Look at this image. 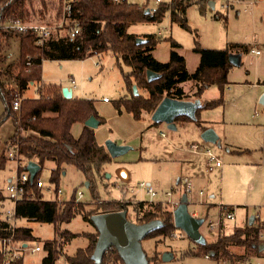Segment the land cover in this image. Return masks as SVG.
Returning <instances> with one entry per match:
<instances>
[{
	"label": "trees",
	"instance_id": "16d2710c",
	"mask_svg": "<svg viewBox=\"0 0 264 264\" xmlns=\"http://www.w3.org/2000/svg\"><path fill=\"white\" fill-rule=\"evenodd\" d=\"M35 1L0 0V98L5 107L0 116V123L10 118L14 127L13 133L2 143L0 141L2 144L0 169L5 167L9 159L7 149L10 145L17 147L19 156L16 160L17 173L26 171L28 161H34L40 166L33 179L26 182V190L32 192V195L14 202L10 220L5 217L2 207L8 197L0 190V242L6 239L10 245L5 251L0 244V264H23L21 255L11 258L9 252L13 250L12 247L35 239L29 227L13 223L15 218L53 224V238L45 239L40 244V249L45 252L41 264H57L63 256L62 243L78 235L67 228H61V224L69 222L77 212L82 214L84 220L92 223L90 216L94 213L126 209L127 218L133 222L143 223L153 219L161 222L159 227L144 238L170 237L177 230L173 223L172 209L160 200H137L132 203L111 198L96 204L95 198L98 194L95 190V175L102 178L105 173L104 165L114 158L109 155L104 144L97 142L95 128L85 125L84 121L89 116H94L98 124L104 120L97 113L93 100L65 98L61 92V85L45 84L41 80V64L46 59H84L94 54L111 52L120 67L126 89V93L115 100L114 106L119 112L123 110L130 113L135 119H140L144 113L152 114L164 96L185 98L186 95L178 86L181 82L195 81L196 90L193 95L196 98L210 85L222 89L227 82V72L233 65L229 60V54L234 45H228L224 49L203 48L195 39L194 50L199 52L200 62L193 72H189L184 57L173 48L179 44L171 37L168 38L172 47L169 59L162 62L152 55V50L160 41L159 35L156 33L141 35L145 41L137 43L136 37L139 35L128 32V27L132 24L160 22L166 14L169 15L171 22L194 32L186 16L188 7L196 5L198 10L204 13L206 7H210L211 0H162L154 7H149L147 0L141 4L130 0H74L71 4L70 18L62 26L54 27L52 32L59 34L61 29H66L65 33L58 37L51 33L41 42L38 34L32 30L19 31L8 27L15 20L53 25L60 19L62 0H58L55 6L53 3L55 0H37L39 7H35ZM50 4L53 5L51 9L55 11L54 23L44 20ZM35 14L39 15L43 22L29 20L32 19L29 16ZM221 16L215 13L216 18ZM74 27L78 28V32L69 39L68 31ZM194 33L197 36L196 32ZM12 38L18 42V56L4 64ZM27 60H30L29 65L26 64ZM122 64L129 70L123 71ZM146 70L156 72L159 77L148 80ZM32 84H37L38 95L23 97L24 90ZM133 84L137 86V94L133 93ZM14 90H18L22 97L18 110L12 108ZM222 103L223 96L220 95L197 107L194 119L181 115L175 117L174 121L192 119L197 126L204 129L206 125L199 120L197 112L201 108H214ZM74 122L82 124L77 136L71 132V125ZM45 162L54 163L50 168L49 178L55 188L58 187L60 174L67 166H73L81 171L85 182H88L87 186L91 188L92 199L87 202L75 200V192L66 200L45 199L41 189L36 185ZM85 203H94L95 206L85 209L83 208ZM129 206H132L131 210L134 211V219L129 218L131 214L128 211ZM230 208L232 207L227 205L220 206L221 214ZM207 215H200L199 218L204 221ZM226 226V221L222 220L218 225L216 238L206 239L203 244L193 241V246L184 254L209 255V258L217 263L243 264L250 260V256L258 253L263 244L260 234L264 232V220H254L251 223L247 220L242 226L233 225L229 231ZM83 234L87 238V245L77 248L71 254L65 253L66 264H103L106 259L112 263L117 261L118 264H124L114 247L104 252L100 262H95L91 256L98 232L95 228L93 232Z\"/></svg>",
	"mask_w": 264,
	"mask_h": 264
},
{
	"label": "rangeland",
	"instance_id": "374dc122",
	"mask_svg": "<svg viewBox=\"0 0 264 264\" xmlns=\"http://www.w3.org/2000/svg\"><path fill=\"white\" fill-rule=\"evenodd\" d=\"M130 1L139 4L146 2V0ZM147 1L149 7H154L157 4L154 0ZM56 2L58 0L53 1L54 6ZM215 2V8L206 7L204 14L200 13L196 5L188 7L187 20L190 26L196 29L197 36L178 24L170 22L168 14L160 22L132 24L128 27V31L136 33H157L160 31V45L165 47V44H168L170 46L171 44L167 39L172 36L180 43L178 48L183 51L190 50L194 52L192 50L194 47L193 37L198 38V42L203 47H222L223 39L220 38L222 34L226 33L228 38L234 37V17H231L229 14V22L227 24H224L222 18H216L215 12H224V10L220 7V0H215ZM256 2H258L257 4L261 3L258 6L259 8L263 7L264 1L256 0ZM63 4L64 0H62V15L57 22L55 11L51 9L53 8L51 4L45 12L44 20L51 21L52 23L56 22L53 25L58 24L63 17ZM257 4H254L255 13L257 12ZM34 5L35 7L40 6L37 0ZM29 18H32L29 20L43 22L37 14L31 15ZM65 31L66 29H61L59 32L64 34ZM238 53H234L233 55L240 58ZM6 55L4 64L15 60L18 56V42L14 38L10 39ZM121 67L123 71L129 70L126 65L122 64ZM41 72L42 81L45 84L56 83L57 85H61V87H70V79H74L78 88L73 89L72 97L93 100L97 113L104 120V122L98 124V127H96L99 140L102 144H104L106 139H112L117 144H122L121 141L123 140L121 136L127 138L125 144L130 146V149L104 165L105 173L102 178L95 175V190L98 194V197L95 198L97 199L96 204H101L102 201L111 199L112 197H120L121 193H123L122 196L128 199L133 198L134 202H136L135 200H166L180 196L183 193L182 182L176 183V177H170V175L171 173H175L179 176L186 172L184 168H180L178 159L170 158V151L175 152L177 150L174 146L184 147L187 141H203L199 137L200 134L196 131L194 122L189 121L181 124L176 122L172 128L166 122L153 123L151 115L147 113H144L140 119H135L126 111L122 110L119 112L114 106V102L126 93V89L122 80L120 67L116 64L115 56L109 51L103 54H94L84 59H46L42 62ZM187 83L189 91L192 80L187 81ZM36 86L37 84L30 85L24 90L22 96H37ZM232 94L236 95L235 104H240L241 108L234 112L233 105L231 103L227 105V109L233 110L230 116H228L233 120L232 123H227L223 127L227 137L226 141L236 146L251 148V150L245 152L234 147L226 149V144L219 147L215 143L203 141L214 152L219 154L222 166L211 172H206L204 168H200L199 171L203 176L195 184L193 183L194 186H191V192L188 195L190 202L188 201L187 204V209L190 213L192 210H198L203 212L204 215L205 208L203 207L205 206L201 204L204 202L203 198L209 194H214L212 200L214 203L217 205L218 203H222L234 209V219L226 222L227 231L233 225L243 223V212H248V215H251L259 210L260 205H264V164L260 166L253 164L259 161V157H264V105L257 102L254 106L252 103L256 95L254 87L234 89ZM103 96H106L109 102H103ZM184 99L186 101H193V93L190 92L189 96ZM4 109V104L0 98V116L3 114ZM260 124L263 125L260 126ZM80 126H82L80 122H74L71 125V132L75 134L79 131L80 133ZM13 129L14 127L10 118L0 123L1 143L13 133ZM161 131L166 134L165 138L160 135ZM169 140L174 141V145H171ZM181 151L184 152L183 150ZM144 159L150 161L142 168L143 164L141 162ZM128 163H131L130 165L133 166L136 172V175L131 180L123 178L121 171L117 169L121 164L126 166ZM154 163L161 165L154 168ZM16 164V160L8 159L5 167L0 169V190L5 194L6 182L8 183L16 176ZM53 165V162H45L38 175V178L44 183V188H51L50 190H41L45 199H52L54 195V183L50 182L49 178L50 168ZM149 171H151V177L155 173L160 177V181L156 184L152 181L149 182L160 193L153 198L139 185L141 181L147 183ZM106 173H109L111 176L107 177ZM180 178L182 179L183 176ZM85 181L81 171L73 166H67L63 173L60 174L57 184L62 190L61 199L66 200L71 198L74 192L75 195L78 192H82V197L79 200L84 202L89 201L91 198V188L85 185ZM198 188H203V194L198 193ZM167 191L171 192L170 196L165 195ZM122 200L124 201V199H120V201ZM162 202L171 208L170 202ZM13 205V201L6 199L2 205L4 212L8 210L10 215H12ZM94 206V203H85L83 208L90 209ZM131 209L132 206H129L128 211L129 213L131 212L129 218L134 219V211ZM211 212H213L212 208L209 210V216ZM260 212L264 213V208ZM209 216L205 218L199 227L207 240L214 239L217 235L216 228L212 230L208 228ZM15 224L29 227L35 237L34 240L26 242V246L19 251L23 264H41V259L45 255L44 250L40 249L32 252L31 249L37 245L40 246L43 240L53 238V224L27 218H18L15 220ZM61 228H67L74 233H78L70 241L62 243L63 256L60 257L57 264H66L64 254H71L77 248L86 246L87 238L83 233L93 232L95 226L84 220L82 214L77 212L69 222L62 223ZM141 243L150 264H219L217 261L206 258L202 254L185 255L186 253L184 254V252L193 246V241L183 231L176 230L170 237H147L142 239ZM164 254L166 257H163ZM107 261L106 259L103 264H118L117 261L115 263Z\"/></svg>",
	"mask_w": 264,
	"mask_h": 264
},
{
	"label": "crops",
	"instance_id": "0c3cea01",
	"mask_svg": "<svg viewBox=\"0 0 264 264\" xmlns=\"http://www.w3.org/2000/svg\"><path fill=\"white\" fill-rule=\"evenodd\" d=\"M213 1H214V7L213 8L210 7L211 9H214L216 6L215 0H213ZM262 1H264V0H262ZM258 2H256V0H246V1H243L239 4H234L233 6H231V8H229L228 10H226L224 12H219V11L215 12V13H219L222 15L221 18H222V21L224 22V24H227V22H229L228 21V15L229 14L231 15V17H234V19H233V22H234L233 24L235 26L234 33H233L234 37L228 38L226 33L222 34V36H220V38L223 39V46L222 47H214L213 48V47H203L202 45H200L203 48H211V49H224L228 45H234V47H231L232 49H231L230 54L238 53V51H240L238 53L240 56V58L238 59V64H233L231 66V68L229 69V71L227 72V77H226L227 82L224 84V87L222 89H220L216 85H210V86L206 87L203 91H201L199 96H197L201 105L204 104L206 101H209V100H212V99L219 97L220 95L223 96V103L219 106L214 107V108H201L197 112V115H198L199 120L202 121L203 123H205V125H206L205 128L210 127L212 129H214L215 133L218 135V140L220 143L218 145L216 144L217 146L220 147L221 145L226 144V149H230L229 147H234L235 149L238 148L239 150H243L245 152L250 151L251 148L240 147V146H236L234 144H231L230 142H227L226 141L227 137L224 133L223 127L227 123H232L233 119H230L228 116H230V114L233 112V110H234V112H236V110H239L241 108L240 104H235L236 95L232 94V91L234 89L247 88V87L253 88L254 87L255 93H256L255 98H254V102L252 100V103L254 104V106L256 105L257 102L260 103L259 97L264 92V4H263L262 8H259L258 6L261 3L257 4ZM254 4H257L256 5V8H257L256 13L254 12L255 11ZM186 16H187V11H186ZM192 29H194V28H192ZM128 32L137 34L139 36L144 35V34H148L146 32H143V33H136V32H132V31H128ZM190 32H192L193 34H194V32H196V34H198L196 29H194V32L193 31H190ZM52 34L55 37L62 35L61 33L57 34L56 32H54ZM156 34L160 35V31H158ZM170 37L172 39H174L175 42H177L179 44L177 47L174 48V50H176L179 54H181L184 57L187 70L189 72H193L196 69V67L199 65V62H200L199 52L195 51L194 47L192 49L194 52H191L190 50H186V51L181 50L180 48H178L180 46V43L175 38H173L172 36H170ZM195 39L196 38L193 37L194 46H195ZM167 40L169 41V39H167ZM197 41H198V38H197ZM242 47H245V49H242ZM252 48L259 49L260 52L258 54L251 53L250 49H252ZM171 49H172L171 45L168 46V44H165V47H164V46L160 45V41H159L158 44L156 45V47L152 50V55L157 60L165 62L169 59V54H170ZM41 80H42V72H41ZM178 86L181 87V89L183 90L186 97L189 96L190 92H192L194 94V92L196 90L195 81H192V84H191L189 91H188V87H187L188 86L187 81L179 83ZM70 88H71V84H70ZM77 88L78 87L76 86L75 89H77ZM72 94H73V89H72ZM104 97H106V96H103V98ZM193 98L195 99L196 96L193 95ZM180 100H185V99L181 98ZM103 102L107 103V102H109V100H107V101L103 100ZM228 103H231L233 105L232 106L233 110L227 109ZM261 105H263V104H261ZM147 114H149V113H147ZM149 115H151V114H149ZM189 121L194 122V126L196 127V131L198 134H200L203 129L200 128L199 126H197L195 121L192 119L185 120V121H180V120L175 121V124H176V122L181 124V123L189 122ZM261 125H263V124H260V126ZM81 129H82V126H80L79 130L81 131ZM161 132H163V131H161ZM78 134H79V131L75 134L73 133L74 136H77ZM98 136H99V134H98L97 128H96V130H95L96 140L98 143L102 144L100 142ZM165 136H166V134H165ZM162 137L165 138L164 136H162ZM199 137H200V135H199ZM121 138L123 140V141H121V143L125 144L127 141V138L123 137V136H121ZM190 142H196V141L192 140ZM223 142H225V143H223ZM169 143L171 145H174V141H172V140H169ZM185 143L187 144V143H189V141H187ZM199 143L212 150V148L210 146H208L207 144H205V142L199 140ZM186 144L184 145V147L182 146V148H180L178 146H174L177 148V150L175 152L170 151V158H174V159L176 158V160L178 159L180 166H181L180 168L181 169L184 168L186 173L179 175V176H177L175 173H171L170 177H174V178L176 177V183H181L180 177L187 176L191 180L192 185L194 186V184L201 179V176H203V174L199 170H200V168H204V170H205V159L206 158L201 153H193L192 151L188 150ZM125 145H127V144H125ZM129 149H130V146H129ZM181 150H183L184 152H182ZM239 150H237V151H239ZM214 153L219 157V154H217L216 152H214ZM149 161L150 160H148V159H144L141 162L143 164L142 168H144L145 164ZM125 162H131V161H125ZM125 162H124V164H125ZM130 164L131 163H128L126 166L121 164L117 168L118 170L121 171L122 177L127 179V180L133 179L134 176L136 175L135 169ZM253 164L255 166H260L261 164H264V157L263 156L259 157V161L254 162ZM159 165H161V164H155L154 168L158 167ZM16 166H17V164H16ZM218 168H221V167H218ZM214 169H217V168H214ZM206 172H208V171H206ZM16 174H18V173H16ZM147 178H148L147 183L152 181L156 184L157 182L160 181V177L158 175H156V173L154 174L153 177H151V171H149ZM6 184H7V182H6ZM153 189H154V187H153ZM198 189L200 191L203 188H198ZM155 191L157 193L155 196L160 194L157 190H155ZM199 191H198V193H199ZM181 192H182V188H181ZM203 192L204 191L202 190L201 194H203ZM122 194L123 193H121L120 197H117V198L112 197V198L116 199V200L124 199V201L134 203V201L132 200L133 198L128 199V198L122 196ZM181 194H180V196H181ZM180 196H177V197H174L171 199H176L177 201H179ZM213 198H214V194H209L208 196L203 198L204 202L201 203L202 206H205L203 208H205L204 212L206 215L209 214V210H211V208L213 209V212H211V215L210 216L207 215V216H209V218H208L209 221L214 220L218 216V214L223 216L225 213L224 212L221 214L222 209H220V207L216 203H214V201H212ZM7 199L10 200L9 198H7ZM159 200L160 201H166V200H161V199H159ZM135 201H137V200H135ZM150 201H158V200H150ZM188 201H189V199H188ZM223 205H225V204H223ZM241 206H243V205H241ZM215 207H216V210H215ZM244 207H246V206H244ZM259 207H260L259 210L256 213L251 214V215H248V212H243V215H244L243 223L240 225H237V226H242L247 220H249L250 216H254L253 221L254 220H258V221L264 220V213L260 212L261 209L264 208V205L263 206L260 205ZM13 209H14V205H13ZM245 210H247V209H245ZM172 211H173V209H172ZM196 211L198 214L195 215V217H199L200 215H203V212H200L198 210H196ZM188 212H190V211H188ZM193 212H194V210H192V212L190 214L193 215L192 214ZM6 213L8 214L9 211L7 210L5 212V216H6ZM10 219H12V218L9 217L8 220H10ZM16 219H18V218H15L13 220L14 224H15ZM226 222H227V220H226ZM177 230L182 231L180 229H177ZM199 231H200V229H199ZM203 236L205 237V240H206V236L204 234H203ZM0 244H1V242H0ZM24 246H26V243H23V247ZM206 258H209V257H206ZM250 260H252L256 264H264V242L262 244V247L258 251V253L253 255V256H250Z\"/></svg>",
	"mask_w": 264,
	"mask_h": 264
},
{
	"label": "water",
	"instance_id": "95a60500",
	"mask_svg": "<svg viewBox=\"0 0 264 264\" xmlns=\"http://www.w3.org/2000/svg\"><path fill=\"white\" fill-rule=\"evenodd\" d=\"M210 7H214V1L209 3ZM145 38L141 36L136 37V42H144ZM238 57L229 54V60L232 64H238ZM146 77L148 80L159 77V74L152 70H146ZM133 93L137 94V86L133 84ZM63 97H72V89L64 86L61 88ZM259 102L264 105V92L259 97ZM200 101L195 98L193 101L180 100L169 96H164L158 103L156 108L151 114L153 122H166L169 127L175 126V117L185 115L189 118H195V110L199 107ZM84 124L93 128L98 126V120L94 116H89ZM200 138L203 141L219 144L218 135L215 131L208 127L201 131ZM104 146L109 155L113 158L124 154L129 146L125 144H117L111 139H106ZM39 164L34 161H28L26 169L29 172V179L32 180L39 169ZM109 177L110 174L106 173ZM88 185V182H85ZM188 196L183 192L180 196L177 206L172 211L174 226L182 230L195 243H205V237L199 231V226L202 224L203 219L195 217L188 212L187 209ZM127 210H113L107 212L94 213L90 219L95 226L98 236L92 252V258L95 262H100L104 252L114 247L121 257L124 264H149L145 252L142 248V239L152 230L159 227L161 222L153 219L148 222L136 223L129 220L126 216ZM254 219L250 216L249 223ZM25 245V244H24ZM262 245L260 246V248ZM163 257H166L165 254Z\"/></svg>",
	"mask_w": 264,
	"mask_h": 264
},
{
	"label": "built area",
	"instance_id": "2783aa9c",
	"mask_svg": "<svg viewBox=\"0 0 264 264\" xmlns=\"http://www.w3.org/2000/svg\"><path fill=\"white\" fill-rule=\"evenodd\" d=\"M74 0H64V4H63V17L61 18L60 22L57 24V26L55 25H48L45 23H37V22H22L20 20H15L13 22H11L8 27L13 29V30H19V31H26V30H32L34 32H36L39 36V41L41 42L43 38L48 37L53 30L55 29L54 27H60L62 26L63 23H65L69 18H70V14H71V4ZM156 3L162 1V0H154ZM243 1L246 0H220V7L226 11L229 8H231V6H233L234 4H239ZM249 2V1H248ZM78 32V28L74 27L71 30L68 31V37L69 39H72L74 37V35ZM251 53L254 54H258L260 52L259 49H255L252 48L250 49ZM26 64L29 65L30 64V60L26 61ZM70 83H71V89H75L76 88V84L74 82L73 79H70ZM15 99L13 101V105L12 108L14 110H18L19 108V104L20 101L22 99L21 94L18 90H14L13 93ZM104 101H107L108 98L104 97L103 98ZM161 136H165L164 132H160ZM187 149L192 151L193 153H201L205 156V170L210 172L212 171L214 168H218L221 167L222 165V161L221 159L208 147L200 144L199 142H189L186 144ZM7 156L9 159H13V160H17L18 159V153H17V147L15 145H10L8 150H7ZM29 179V172L27 171H22L21 173L16 174V176L10 180L7 184H6V195L7 197L12 200L13 202L22 199L24 197L27 196H31L32 192H28L26 190V182ZM181 182L183 184V192L187 193V196L189 195V193L191 192V186H192V182L191 180L187 177L184 176L181 179ZM36 185L42 190H50L51 188L46 187L44 188V183L38 178ZM139 185L141 187H143L145 189V192L151 197H155V195L157 194L156 191L153 189V186L150 185L149 183H145L143 181L139 182ZM54 187V186H53ZM54 191V195L52 199H55L57 201H61V197H62V190L59 187H54L53 188ZM199 193H202V190L199 191ZM82 192H78L77 195L75 196V200H79L82 197ZM165 195L170 196L171 192L167 191L165 192ZM170 202L171 203V208L174 209L178 202L177 200L174 199H166V202ZM222 203H218V206H222ZM194 216L197 215V211L194 210V212L192 213ZM7 219H9V217H11L10 213H6L5 216ZM235 215H234V209L230 208L227 209V211L224 213L223 216H221L220 214H218V216L214 219V220H208V228L209 229H214V228H218V225L220 224V222L222 220L224 221H229L234 219ZM260 240L262 242H264V232H262L260 234ZM9 240L3 239L1 241V247L3 248V250H8V248L10 247V245L8 244ZM13 250L10 251V257H17L19 256V251L23 248V244L19 246H14L12 247ZM112 248V247H110ZM108 248V249H110ZM107 249V250H108ZM40 250V246L37 245L34 248L31 249L32 252L34 251H38ZM106 250V251H107ZM105 251V252H106ZM206 257H209V255H206ZM219 264H230L229 262H220ZM243 264H256L255 262H253L252 260H248L246 262H244Z\"/></svg>",
	"mask_w": 264,
	"mask_h": 264
}]
</instances>
